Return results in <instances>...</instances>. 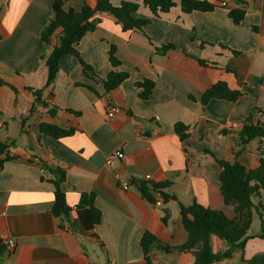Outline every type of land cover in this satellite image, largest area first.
I'll return each instance as SVG.
<instances>
[{
    "label": "crops",
    "instance_id": "1",
    "mask_svg": "<svg viewBox=\"0 0 264 264\" xmlns=\"http://www.w3.org/2000/svg\"><path fill=\"white\" fill-rule=\"evenodd\" d=\"M124 1L129 0L112 4ZM206 1L216 6L214 11L183 14L177 3L159 17L140 5L134 16L149 23L127 32L109 15L98 16L95 30L76 47L92 71L83 76L78 60L64 57L55 82L43 93V106L36 105L27 89L46 84L44 57L57 45L59 31L49 46L41 34L52 19L53 0H0V80L16 91L0 86V140L12 143L13 158L0 172V234L16 242L0 264H146L139 246L145 232L171 249L152 251L150 264H192L189 254L173 250L186 241L178 203L196 202L233 217V207L223 204L219 192L220 168L203 150L248 170L258 167L256 141L237 159L233 149L248 117L264 123V115L253 112L264 109V0H243L247 13L240 25L228 18V10L237 7L235 0ZM95 5L96 0H65L63 9ZM163 45L176 49L156 53ZM111 46L120 61L115 71L127 73L128 79L107 92ZM143 79L154 82L147 100L138 98L135 87ZM218 82L242 97L203 106V93ZM110 108L116 110L112 118L107 116ZM41 124L74 132L54 140L40 132ZM176 124L187 129L184 142L174 133ZM223 130L230 133L222 135ZM117 151L123 159L107 165ZM40 162L65 171L62 189L71 219L77 217L80 194H94L101 220L92 232L80 224L59 226L51 214L52 176ZM145 176L153 183H169L164 192L176 198L165 206L167 224L161 221L163 206L142 199L134 184ZM120 179L130 188L119 189ZM263 232L264 223L253 213L244 259L264 255V238L258 237ZM211 244L215 253L229 247L217 237ZM240 260L234 251L232 259L214 264H242Z\"/></svg>",
    "mask_w": 264,
    "mask_h": 264
},
{
    "label": "trees",
    "instance_id": "2",
    "mask_svg": "<svg viewBox=\"0 0 264 264\" xmlns=\"http://www.w3.org/2000/svg\"><path fill=\"white\" fill-rule=\"evenodd\" d=\"M65 0H53L52 19L41 34V40L47 46L50 45V38L59 31L57 45L53 46L47 56L44 57L45 67L47 69V79L45 86L40 90L27 89L35 97L36 105H43L42 96L55 82L56 76L60 70V61L64 57H73L78 60L82 66L83 76L91 72L90 66L81 60L76 49L81 39L95 30L99 22L100 15H109L116 24L120 25L123 32L131 30H141L149 20L138 19L136 14L140 5L147 8L154 17L168 13L178 3L183 14L192 12L208 13L214 11L215 5L206 0H129L121 2L118 6L112 4V0H96L94 8L87 6L81 7L78 11L63 9ZM237 7L228 10V18L234 25H240L247 13L246 1L235 0ZM255 30V28H253ZM176 48L172 45H163L155 48V52L166 54ZM234 55L238 53H233ZM108 58L113 71H111L104 87L107 92L119 88L124 81L128 79L125 72H117L116 68L120 66V61L115 56V47L111 46L108 51ZM0 86H7L12 91L15 89L0 80ZM82 86V84H76ZM138 90V98L147 100L154 89V82L148 79L135 84ZM242 93L228 88L226 83L218 82L207 89L202 97L201 104L205 106L210 100H225L236 102L242 97ZM254 113L264 115V109H254ZM56 109L49 111L50 116H55ZM77 114V113H76ZM78 115V114H77ZM41 133L57 140L73 134V130L61 129L51 124L39 125ZM186 127L182 124L174 126V133L180 142H184L188 135ZM222 135L230 132L223 130ZM257 142L255 154L258 156L259 164L255 169H246L237 161L229 163L219 158L215 154L204 151L209 154L214 162L219 166V192L225 206L233 207V217L228 218L224 212L212 210L193 202L190 206H184L178 203V210L182 227L186 233V241L173 250L179 253L189 254L192 264H214L224 260L232 259L234 251L238 250L241 254L242 264H264V255L254 256L251 259L243 258V251L248 240V231L252 225L253 213H256L261 222L264 223V148L261 147L264 141V123H253L252 118L248 117L237 134V140L234 144L233 155L237 159L246 152L247 146L252 142ZM12 143L0 140V172L7 162L13 160L9 155V149ZM40 168L48 171L52 176L49 181L53 186V204L51 207L52 216L62 227L64 223L68 228L80 224L86 232H92L100 223V211L94 206L95 196L92 193L80 194L79 201L75 207L76 218L71 219L72 209L66 204L65 194L62 185L65 182V171L59 167L40 162ZM142 199L157 207V197L161 199L160 207L161 221L167 224L170 219V212L165 207L168 201H175L174 196L164 192L169 187V183H153L150 180H141L134 183ZM96 238L95 236H92ZM217 237L219 240L228 244V249L223 253H215L212 250L211 239ZM264 238V232L258 236ZM139 246L142 250L144 261L150 264L149 255L152 251L170 252V247L161 243L153 234L145 232ZM6 249L0 243V260Z\"/></svg>",
    "mask_w": 264,
    "mask_h": 264
},
{
    "label": "built area",
    "instance_id": "3",
    "mask_svg": "<svg viewBox=\"0 0 264 264\" xmlns=\"http://www.w3.org/2000/svg\"><path fill=\"white\" fill-rule=\"evenodd\" d=\"M115 109L113 108H110L108 110V113H107V116L108 118H112L115 114ZM0 128H1V124H0ZM123 159V154L120 152V151H117L115 153H113L112 155H110L107 160H106V164L107 165H110L112 162L114 161H120ZM145 180H150V176H145L144 177ZM117 186L119 189H122V190H127L130 188V185L129 183L126 181V180H123V179H120L117 183ZM161 204V199L157 200V205H160ZM0 243L3 247H5V249L7 251H10L12 250L13 248H15L16 246V242L14 239L12 238H7L3 235L0 234Z\"/></svg>",
    "mask_w": 264,
    "mask_h": 264
},
{
    "label": "rangeland",
    "instance_id": "4",
    "mask_svg": "<svg viewBox=\"0 0 264 264\" xmlns=\"http://www.w3.org/2000/svg\"><path fill=\"white\" fill-rule=\"evenodd\" d=\"M254 146H253V144H251L250 146H249V149H251V148H253Z\"/></svg>",
    "mask_w": 264,
    "mask_h": 264
},
{
    "label": "water",
    "instance_id": "5",
    "mask_svg": "<svg viewBox=\"0 0 264 264\" xmlns=\"http://www.w3.org/2000/svg\"><path fill=\"white\" fill-rule=\"evenodd\" d=\"M228 245V244H227ZM236 251H238V250H236Z\"/></svg>",
    "mask_w": 264,
    "mask_h": 264
}]
</instances>
